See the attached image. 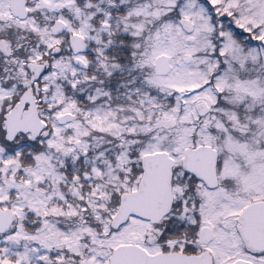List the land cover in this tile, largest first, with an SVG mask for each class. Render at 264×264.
Returning a JSON list of instances; mask_svg holds the SVG:
<instances>
[{
	"label": "snow or ice",
	"instance_id": "obj_1",
	"mask_svg": "<svg viewBox=\"0 0 264 264\" xmlns=\"http://www.w3.org/2000/svg\"><path fill=\"white\" fill-rule=\"evenodd\" d=\"M0 264H264V0H0Z\"/></svg>",
	"mask_w": 264,
	"mask_h": 264
}]
</instances>
